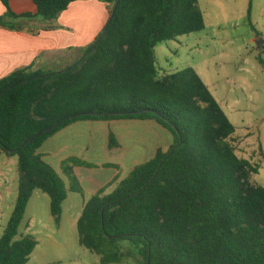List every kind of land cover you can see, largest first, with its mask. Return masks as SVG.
<instances>
[{
  "label": "trees",
  "instance_id": "1",
  "mask_svg": "<svg viewBox=\"0 0 264 264\" xmlns=\"http://www.w3.org/2000/svg\"><path fill=\"white\" fill-rule=\"evenodd\" d=\"M33 1V10L15 12L1 0L0 25L23 30L19 22L57 19L79 0ZM101 1L109 21L74 67L33 63L0 79V154L18 156L20 175L0 264H27L37 246L31 235L17 238L35 190L50 196L60 224L69 192L85 194L75 168L99 167L69 156L59 173L43 144L77 121L114 120H153L173 143L86 201L82 246L101 264H264V187L251 181L260 165L238 156L235 126L194 68L161 75L156 65L158 43L205 29L199 1ZM118 144L111 132L109 147Z\"/></svg>",
  "mask_w": 264,
  "mask_h": 264
},
{
  "label": "rangeland",
  "instance_id": "2",
  "mask_svg": "<svg viewBox=\"0 0 264 264\" xmlns=\"http://www.w3.org/2000/svg\"><path fill=\"white\" fill-rule=\"evenodd\" d=\"M198 1L205 29L158 43L157 68L160 74L187 67L197 71L235 126L233 140L238 156L260 165L259 172L251 176L252 183L264 187V0ZM258 38L263 39L261 48L256 45ZM82 54L78 50L59 56L49 66H69ZM132 130L144 137L136 152L127 151ZM116 131L120 137L115 135L117 147L96 151V155L84 153L83 157L93 163L102 160L120 166L116 180L126 178L135 166L153 158L159 146L167 151L173 142L172 134L164 128L157 134L152 129L121 125ZM19 178L18 156L0 154V236L17 200ZM81 185L85 194L69 192L60 224L51 213L50 196L42 190L33 192L17 236L25 232L28 221L29 231L39 243L28 264H101L100 257L79 241L77 222L84 202L92 196L87 185ZM128 246L125 241L121 249ZM121 264L136 263L129 260Z\"/></svg>",
  "mask_w": 264,
  "mask_h": 264
},
{
  "label": "crops",
  "instance_id": "3",
  "mask_svg": "<svg viewBox=\"0 0 264 264\" xmlns=\"http://www.w3.org/2000/svg\"><path fill=\"white\" fill-rule=\"evenodd\" d=\"M10 5L15 12L35 8L33 0H10ZM5 11L6 9L0 0V16L4 15ZM109 18L110 13L105 2L101 0H79L72 3L57 19L19 22V25L24 27L23 30L9 29L0 25V79L33 63H36V67H46L55 63L59 56L81 51L96 40L104 30ZM121 125L144 127L152 129L157 134L163 129L153 120L77 121L50 137L39 151L45 161L61 173L62 162L69 156L85 158L84 153L96 155V151H110V133L113 132L120 138L116 128ZM134 132L135 130L131 132L133 139L130 146H125L128 148V152H136L144 139L140 135H135ZM120 143H122L121 140ZM94 163L99 167L75 168L80 183L87 185L92 195L119 177L120 172V166L103 167L102 165L107 162L102 160ZM24 227L25 232L20 235V238L27 235L33 236L29 231L30 224L28 221ZM38 244L37 241L35 250ZM29 261L30 257L27 264Z\"/></svg>",
  "mask_w": 264,
  "mask_h": 264
},
{
  "label": "water",
  "instance_id": "4",
  "mask_svg": "<svg viewBox=\"0 0 264 264\" xmlns=\"http://www.w3.org/2000/svg\"><path fill=\"white\" fill-rule=\"evenodd\" d=\"M99 40V39H98ZM98 40H97V42H98ZM96 42V43H97ZM95 43V44H96ZM256 45H257V48H261L262 46H263V39L262 38H258V39H256ZM93 48V47H92ZM76 65V63L75 64H73L71 67H74ZM58 124H56V125H54L53 127H51L50 129H48V130H46V131H49V130H51L52 128H54L55 126H57ZM45 131V132H46Z\"/></svg>",
  "mask_w": 264,
  "mask_h": 264
}]
</instances>
